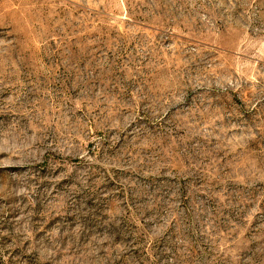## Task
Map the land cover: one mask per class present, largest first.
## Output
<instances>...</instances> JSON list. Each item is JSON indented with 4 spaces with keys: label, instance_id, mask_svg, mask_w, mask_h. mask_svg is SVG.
<instances>
[{
    "label": "rangeland",
    "instance_id": "374dc122",
    "mask_svg": "<svg viewBox=\"0 0 264 264\" xmlns=\"http://www.w3.org/2000/svg\"><path fill=\"white\" fill-rule=\"evenodd\" d=\"M0 264H264V0H0Z\"/></svg>",
    "mask_w": 264,
    "mask_h": 264
}]
</instances>
